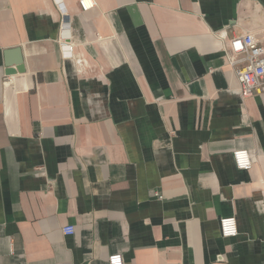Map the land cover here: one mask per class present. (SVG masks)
Masks as SVG:
<instances>
[{
    "label": "crops",
    "instance_id": "0c3cea01",
    "mask_svg": "<svg viewBox=\"0 0 264 264\" xmlns=\"http://www.w3.org/2000/svg\"><path fill=\"white\" fill-rule=\"evenodd\" d=\"M94 1L64 60L53 0H0V264H264V94L224 53L264 0Z\"/></svg>",
    "mask_w": 264,
    "mask_h": 264
},
{
    "label": "built area",
    "instance_id": "2783aa9c",
    "mask_svg": "<svg viewBox=\"0 0 264 264\" xmlns=\"http://www.w3.org/2000/svg\"><path fill=\"white\" fill-rule=\"evenodd\" d=\"M60 11L59 34L57 45L62 59H74L75 45L72 42L69 16L63 8L61 0H53ZM81 12H88L95 7L94 0H78ZM227 64L233 70L238 83V91L242 97L264 94V38L250 40L247 36L233 37L224 50ZM4 77L5 83H10ZM235 167L238 170H250L253 163L247 150L232 152ZM160 198V197H159ZM220 233L223 238H234L238 235L235 218H222L219 221ZM65 235L74 232L73 226L62 229ZM108 264H124L120 255L109 258Z\"/></svg>",
    "mask_w": 264,
    "mask_h": 264
},
{
    "label": "water",
    "instance_id": "95a60500",
    "mask_svg": "<svg viewBox=\"0 0 264 264\" xmlns=\"http://www.w3.org/2000/svg\"><path fill=\"white\" fill-rule=\"evenodd\" d=\"M17 54H18V58L14 63L15 66L13 68H11V65L8 64L7 70L5 71V76H13L17 73H23L25 71L24 66H23L22 56H21V54L18 53V51H17Z\"/></svg>",
    "mask_w": 264,
    "mask_h": 264
}]
</instances>
